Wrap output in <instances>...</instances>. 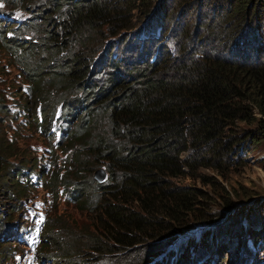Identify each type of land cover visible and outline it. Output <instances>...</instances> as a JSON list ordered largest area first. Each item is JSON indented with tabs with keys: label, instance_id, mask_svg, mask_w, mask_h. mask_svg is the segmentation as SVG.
Segmentation results:
<instances>
[{
	"label": "trees",
	"instance_id": "trees-1",
	"mask_svg": "<svg viewBox=\"0 0 264 264\" xmlns=\"http://www.w3.org/2000/svg\"><path fill=\"white\" fill-rule=\"evenodd\" d=\"M125 1L53 0L51 5L62 13L61 26L55 34H44L38 44L6 36L11 26L6 21L0 23V46L5 51V63L0 65V195L6 193L13 201L12 207L21 208V192L25 195L27 189L38 185L52 198V215L46 222L41 248L51 252V248H59L60 240L65 243V252L48 255L46 259L45 250L38 249L23 264H40L44 259L47 264V260L54 264H83L85 249L106 254L118 252L116 247L126 251L138 246L144 237L153 236V232L182 227L205 194L198 187L178 185L174 180L188 174L198 175L203 182L199 169H222L234 163L235 157L238 159L245 145L264 144V48L254 45L253 57L242 49V59L230 58L226 55L229 43L224 42L221 48L215 44L221 35L219 23L205 28L206 33H199L189 47H180L176 56L165 53L160 59H155L162 48L159 37L167 31H149L145 49L138 42L132 44V50L128 48L129 56L134 58L131 66L123 68L119 58L109 57L110 72L105 84L86 89L83 96L72 93V88L82 91L89 61L81 64V58L76 56L70 61L58 57L56 66L42 58L33 64L34 55L47 58L57 47V53L62 51L60 32L83 40L101 25L120 21L119 8L124 7ZM138 1L147 10L156 0ZM164 1L158 0L160 14L165 10ZM204 1L179 0L185 7H201ZM260 7H264V0H227L226 6H219V12L224 20L237 17L236 14L240 18L243 13L249 26L260 28L264 20L249 21L252 11ZM121 23L122 29L129 28L126 20ZM253 31L257 38L262 37L257 30ZM244 35L233 46L238 47ZM126 42L127 39L122 47H126ZM43 62L45 65L39 66ZM118 68L123 72L121 78ZM46 71L48 74L41 76ZM6 92L13 95L14 105L9 103L12 107L6 104ZM64 92L67 93L63 95ZM88 93L91 94L86 97ZM91 100H97L95 107L86 112ZM83 115H88L93 124L104 122L105 131L90 134L86 139ZM75 117L79 123L73 128ZM55 121H59L56 126ZM9 131L17 135L12 136ZM34 134L44 141L36 152L32 150L36 145L27 140ZM62 153L64 157L59 160ZM92 157L100 158L107 171L115 174L108 184L89 179L99 199L90 210L98 214L97 235L102 240L90 232L85 239L73 235V224L63 219L54 203L60 188L71 208L85 203L81 209L88 210L91 200L86 195L79 201L77 198L89 187L85 182L89 181H81L77 172L87 173L92 168L88 166ZM44 158L49 162H44ZM47 166L50 172L41 181L39 175ZM261 167L264 170V157ZM61 169L64 173L59 175ZM68 170L73 172L72 178H67L71 174ZM31 172L37 182L29 177ZM2 217L0 214V221ZM3 229L1 222L0 242ZM86 230L80 229V233L84 235ZM79 237L83 240L79 241ZM8 254L0 257V264ZM9 261L20 264L11 256Z\"/></svg>",
	"mask_w": 264,
	"mask_h": 264
},
{
	"label": "rangeland",
	"instance_id": "rangeland-1",
	"mask_svg": "<svg viewBox=\"0 0 264 264\" xmlns=\"http://www.w3.org/2000/svg\"><path fill=\"white\" fill-rule=\"evenodd\" d=\"M52 1L0 0V23L6 21L11 26L10 29L6 30V36L22 37L26 41L37 42L35 44H38V41L44 38V34L47 32L55 34L61 26L60 17L62 13L51 5ZM61 1L64 2L65 0H57V2ZM164 2L165 10L163 14H160L159 11L162 10H159L158 0L152 2L147 10L144 9L145 5L138 0H127L124 7L119 8L122 21L101 25L93 32L88 33L83 40L71 38L68 33L58 32L61 36L62 51L57 53V47L52 50L54 53L47 58L34 55L32 58L33 64H37L35 61L42 58L43 61L51 62L50 65L56 66L59 59L70 61V58L76 56L81 58V64L89 61L87 74L83 79L82 91L78 88H72V93L83 96L87 91L96 88L95 86L105 84L107 74L110 72L108 56L121 58V61L125 63H121L123 68L124 66H131L132 61L130 59L133 60L134 58L129 57L130 53L126 51L127 48H130L134 42H138L145 49L146 43L143 35L151 29L156 30V32L167 31L166 35L158 37L160 38V45H163L162 50H167V53L171 56H176L180 47L182 49L189 47L198 38L199 33L204 35L206 33L205 28H210L215 23H219L221 31V35L218 36L219 42L217 41L215 44L221 48V44L224 42L229 43L226 48V55L230 58L234 60L242 59V49L251 53L250 56L253 57L252 47L254 45L264 48V26L260 28L249 26L245 16L243 19V13H240V18L236 14L237 17L233 15L232 18L222 19L223 13L220 14L219 6H226L227 0L226 2H223V0H206L201 7L198 4L185 7L180 4L179 0H165ZM250 17L249 21H263L264 7H260V10L259 8L253 10ZM124 20L130 23L128 29H122L121 22ZM16 23L19 26H16ZM253 30H257L262 37L257 38ZM243 34H245L244 40L239 43V48L233 46L238 43L237 40ZM45 39H50V36H46ZM125 39H127L126 47H122V42ZM118 48L121 49L118 50ZM163 51L158 53L157 59L165 55ZM68 54L71 56H67ZM61 56H65V58H61ZM3 63H5V51L0 46V65ZM44 65V62L39 64L41 67ZM4 70L7 71L5 66ZM118 70L121 73L119 76L121 78L123 72L120 68ZM47 74L46 71L41 76ZM57 86L63 89L62 85L57 84ZM86 89L88 90L85 91ZM65 93L67 92H64L63 95ZM90 94L88 93L86 97H89ZM4 98L7 100L6 104L9 107H12L10 104L14 105L13 95H10L9 92L4 93ZM96 102L97 100H91L85 108L86 112L92 110ZM87 116H82V120L87 126L86 136H88L86 139L90 134L95 136L101 130L105 131L104 122H94L93 124L90 119H87ZM97 118H95V121H98ZM92 119L94 121V117ZM72 123L74 128V124L79 123V119L75 117ZM58 124L59 121H55V126ZM240 125L243 126L244 123H240ZM8 133H11L12 136L17 135L12 131ZM65 139H63L61 145H63ZM27 140L36 145L32 148L35 152L40 149L38 148L39 145L44 142L36 134ZM239 154L238 159L235 157L234 163L230 162L222 169H199L198 174L201 175L203 182L198 175L191 176L188 174L174 180L178 185L198 187L205 194L193 214H190L184 220L182 227H172L159 234L153 232V236H151L153 238L144 237L138 246L131 247L126 251L116 247L118 252L106 254L85 249L82 256L83 264H264V170L261 167V159L264 157V144L254 147L245 145ZM53 155H50V162L53 160ZM62 157H64L63 153L59 160ZM99 159L89 158L88 166L92 168L87 173L86 171L77 172V176L81 181H89L90 179L95 182L92 178L93 172L97 168H103L106 174L102 184L111 182L115 174L107 171L106 163L101 162ZM43 161L49 162L46 158ZM57 167L63 166L58 165ZM47 168L39 175L41 181L50 172L47 171ZM68 172H71V174L67 175V178H72L73 172L71 170H68ZM63 173L64 170L61 169L59 175ZM35 180H38V178ZM85 182L88 183L89 187L81 193L77 201L83 195H86L91 200L88 210L81 209L85 208V203L75 204L76 206L71 208V205L65 203L67 197L64 196V191L60 192V188H58L56 202L54 203L58 212L62 213L63 219L69 220L73 224V235H79L85 239L86 234L90 232L96 238H100L97 235L98 228H100L98 214L90 210L98 205L99 199L95 197V190L90 181ZM89 189H91V192ZM90 193H92L91 198ZM0 196V214H3L0 223L3 222L4 228L7 229L1 232L2 236L5 232L15 234L16 230L14 228L20 225L33 224L34 220L30 216L36 211H39L41 222H43L42 237L46 236V222L52 215L50 210L52 198L45 191L37 185L27 189L25 195L21 192V208L20 206L18 208L12 207L13 201L6 193L2 194L1 192ZM33 204H36V206ZM26 206H30L32 211L27 213V216H23L27 212ZM9 213H11L10 218L5 221ZM207 221H210V223ZM84 228L87 230L84 231L85 234L83 235V233H80V229ZM42 237H39L38 244L32 251L25 253V249L18 242L12 240L9 235H4L0 242V257L9 252L10 255L8 254L5 259L2 257L3 264H11V261H9L10 256L12 260L17 259L22 253L31 256L36 249H44L46 259L48 255L65 252V243L62 240L57 243L59 248H51L53 250L51 252L47 251L45 247L41 248ZM78 240L82 241L83 239L79 237ZM188 244H191V246H188ZM113 248L115 247L113 246ZM46 259L41 260L40 264H47ZM47 262L54 264L53 261L47 260ZM55 264L62 263L56 262Z\"/></svg>",
	"mask_w": 264,
	"mask_h": 264
},
{
	"label": "clouds",
	"instance_id": "clouds-1",
	"mask_svg": "<svg viewBox=\"0 0 264 264\" xmlns=\"http://www.w3.org/2000/svg\"><path fill=\"white\" fill-rule=\"evenodd\" d=\"M153 29H151L150 31H152ZM155 32H156V30H154ZM148 34H149V31H147V32H145L144 33V35H143V37H144V40H145V43L147 44V36H148ZM159 41H160V39H159ZM140 44V47H142L143 48V46H142V44L141 43H139ZM146 44H145V46H146ZM144 46V47H145ZM131 48V47H130ZM129 48V50H132V48L130 49ZM162 48H163V45H162ZM162 48H160V50H159V52L160 51H163L162 50ZM119 49H121V48H118V50ZM144 49V48H143ZM127 50H128V48H127ZM126 50V51H127ZM128 52V51H127ZM158 52V53H159ZM164 52V51H163ZM158 53L156 54V58L155 59H157V57H158ZM164 53H167V52H164ZM110 57H113V56H110ZM130 57V56H129ZM108 58H109V56H108ZM120 61H121V58H120ZM130 61H132L131 59H130ZM121 63H123V64H125L123 61H121ZM51 131H52V128H51ZM59 140V138L57 137V141ZM47 165V164H46ZM45 168H47V167H45ZM98 169V168H97ZM103 169V168H102ZM104 170V169H103ZM105 171V170H104ZM105 174H106V172H105ZM29 177H31L34 181L33 182H37L38 180H35L37 177H36V175H35V173L34 172H31L30 174H29ZM92 178H93V175H92ZM94 179V178H93ZM105 179V178H104ZM95 180V179H94ZM96 181V180H95ZM104 181V180H103ZM102 181V182H103ZM96 182H98V181H96ZM102 182H98V183H102ZM30 206H26L25 208H29ZM39 212V211H38ZM26 213V212H25ZM25 213L23 214V216H26L25 215ZM43 222H41V220L39 221V223L37 224V226H36V228H32L31 227V225H28V226H23V225H20V226H18V227H15L14 228V230H16V233L15 234H11V232H5V234L4 235H9V237L10 238H12V240H14V241H16V242H18L20 245H21V247H23V249H25V253H28V252H30V251H32L36 246H37V244H38V239H39V237H42V232H41V229H42V227H43ZM36 229V235H35V240H34V245L32 246V247H29V245L27 244V237H28V235L32 232V231H34ZM5 230H7V229H3V231H5ZM41 232V233H40ZM3 235V236H4ZM2 235H1V237H3ZM3 239V238H2ZM37 250L38 249H36V250H34V253H36L37 252ZM34 253H32V254H34ZM31 254V255H32ZM27 257H31V256H26V254H24V253H22L16 260L17 261H19L20 262V264H23V263H25V262H23L24 260H26V258ZM27 264V263H26Z\"/></svg>",
	"mask_w": 264,
	"mask_h": 264
},
{
	"label": "water",
	"instance_id": "water-1",
	"mask_svg": "<svg viewBox=\"0 0 264 264\" xmlns=\"http://www.w3.org/2000/svg\"><path fill=\"white\" fill-rule=\"evenodd\" d=\"M93 178L98 182H102L105 178V171L102 168L96 169L93 172Z\"/></svg>",
	"mask_w": 264,
	"mask_h": 264
}]
</instances>
